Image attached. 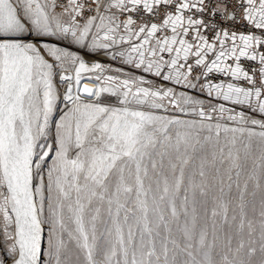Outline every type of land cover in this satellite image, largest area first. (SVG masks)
Returning a JSON list of instances; mask_svg holds the SVG:
<instances>
[{
  "label": "snow or ice",
  "instance_id": "6c2138e0",
  "mask_svg": "<svg viewBox=\"0 0 264 264\" xmlns=\"http://www.w3.org/2000/svg\"><path fill=\"white\" fill-rule=\"evenodd\" d=\"M0 264H264V0H0Z\"/></svg>",
  "mask_w": 264,
  "mask_h": 264
}]
</instances>
